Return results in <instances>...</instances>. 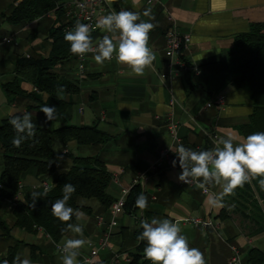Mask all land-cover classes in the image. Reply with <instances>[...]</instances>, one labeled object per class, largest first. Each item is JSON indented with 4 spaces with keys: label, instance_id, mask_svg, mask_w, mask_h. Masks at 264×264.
Here are the masks:
<instances>
[{
    "label": "crops",
    "instance_id": "crops-1",
    "mask_svg": "<svg viewBox=\"0 0 264 264\" xmlns=\"http://www.w3.org/2000/svg\"><path fill=\"white\" fill-rule=\"evenodd\" d=\"M160 1L161 4H148V0H138L135 5L133 0L112 2L116 12H138L142 20L155 25L149 34V47L156 59L144 75H130V69L118 64L115 56L98 65L93 59L94 53H87L82 77L77 74V59L53 67L54 72L78 85L77 93L65 96L69 103L65 122L76 127H93L104 136V141L95 145L54 139L53 161L60 170H67L74 157H97L110 174L107 194L112 202L121 196L123 189L130 193L134 187L139 188L148 202L143 210L137 206L126 208L112 218L110 209H104L96 200H81L82 205L90 208L89 213L82 211L85 213L83 220H75V224L83 225V235L70 231L57 244L64 238H83L90 240L92 247H98L103 232L112 222L108 248L99 251L93 264H151L143 254L146 243L137 239L142 232L140 221L167 218L179 222L181 234L190 247L204 254L206 264H229L232 248L238 250L240 264H264V261L252 260L249 255L251 250H258L264 256V226L254 230L236 218L220 216L222 207H212L208 197L218 194L221 188L208 186L209 191L204 193L192 184L180 182L177 178L181 172L179 161L169 148L183 144L195 151L211 149L215 145L205 135L208 130L216 131L220 137L228 134L245 137L242 128L249 124L253 102L248 90L232 85L227 69L228 53L236 36L246 33L251 24L264 23V0ZM10 3V0H0V36L15 35L14 43L0 48V121L13 114L29 112L38 126L59 128V123L51 124L40 117L31 98H9L2 90L1 85L14 78L19 60L25 56L46 58L49 55L52 45L49 29L57 20L51 12L25 27L10 26L1 18ZM149 8L151 17H146L143 12ZM62 20L65 22L67 18ZM172 23L180 34L188 37L187 48L181 55L199 69V75L178 73L161 78L169 75L164 33ZM106 34L97 28L92 31L94 45ZM21 88L39 101L44 102L48 97L36 92L28 83H22ZM215 95L225 98L220 110L206 108ZM170 114L177 123L179 142L167 132ZM162 149L170 150L177 164L152 171ZM2 170L0 148V175ZM43 182L51 187L53 176L40 182L36 169H29L20 178L17 199L23 200L24 195L40 188ZM98 216L104 221L101 227L97 225ZM193 218L208 221L210 225L195 227L184 221ZM89 250V245L79 250L80 264ZM17 255L29 259L32 264H62L61 253L42 229L25 231L14 227L7 201L0 207V262L10 263L9 256L13 260Z\"/></svg>",
    "mask_w": 264,
    "mask_h": 264
},
{
    "label": "trees",
    "instance_id": "trees-1",
    "mask_svg": "<svg viewBox=\"0 0 264 264\" xmlns=\"http://www.w3.org/2000/svg\"><path fill=\"white\" fill-rule=\"evenodd\" d=\"M7 12L1 18L10 26L25 27L54 12L57 20L49 29L52 45L46 58L29 56L19 60L14 78L1 85L5 95L13 99L31 98L33 108L46 121L40 108L44 105L55 106L56 115L53 121L59 123V128L37 125L34 138L24 141L20 147H14L12 139L16 133L9 120L10 115L0 121V148L3 158V170L0 175V207L7 201L13 202L11 214L14 227L25 231L42 229L56 244L70 231H65L67 224L52 215L51 204L62 198L63 185L71 183L76 191L68 201V206L89 213L90 208L82 205L81 200H96L104 209L113 203L107 194L110 174L104 163L97 157H74L70 168L60 170L53 161V140L65 143L71 140L78 145H95L104 141L102 133L93 127H76L64 120V114L69 106L65 96L78 92V85L54 72L53 67L72 60L76 55L70 52V44L64 40L63 29L71 24L65 18L59 0H10ZM231 83L235 88L246 89L251 94L253 112L249 124L242 128L246 137L254 132H264V23H254L246 33L236 36L233 47L228 53L227 63ZM22 83H28L36 92L48 95L42 102L21 88ZM20 114V113H17ZM31 168L37 171V177L42 182L48 176H53V184L47 195L38 188L32 193H40V198L32 204V193L26 194L23 200L16 199L18 184L23 173ZM141 195L138 187L128 194L124 209L136 207V200ZM222 217H233L239 222L247 223L252 229L264 226V188L259 184V178L253 179L243 187L235 190L233 195L224 197L220 212ZM75 216L67 223L75 224ZM252 260L258 263L264 261V256L258 250L249 252ZM12 263V256L8 258ZM1 264V262H0Z\"/></svg>",
    "mask_w": 264,
    "mask_h": 264
},
{
    "label": "clouds",
    "instance_id": "clouds-1",
    "mask_svg": "<svg viewBox=\"0 0 264 264\" xmlns=\"http://www.w3.org/2000/svg\"><path fill=\"white\" fill-rule=\"evenodd\" d=\"M138 0H133L137 4ZM146 17H151V9L143 12ZM155 25L142 20L140 13L121 10L109 12L101 16L96 22V28L108 34L95 42L91 35L92 29L88 24L76 22L74 28L64 35V40L70 44V52L73 55L83 57L87 53H94L96 64L103 65L111 61L115 56L118 64L126 65L130 69V75H144L145 70L153 66L156 59L155 53L149 47V34ZM46 121H53L56 115L55 106L44 105L40 108ZM9 124L15 130L12 139L14 147L36 135L37 125L33 122L32 114L22 112L13 115ZM215 146L208 150L195 151L179 144L170 150L178 158L181 169L178 180L195 188L209 191L208 186H219L221 191L208 197V203L212 207H223L224 197L233 195L235 190L243 187L253 179L259 178V184L264 188V132H254L246 137L238 138L228 134L214 142ZM177 160L172 161L175 167ZM52 187H55L52 184ZM50 189L46 188L43 195H47ZM63 196L51 204V212L61 222L67 224L65 231H71L79 236L83 235V225L80 223H67L75 216L77 221L85 218V213L68 206L72 194L76 188L71 183L63 185ZM40 193H32L31 207L40 198ZM147 197L141 194L136 204L139 209L147 208ZM115 227V224H113ZM142 232L137 236L139 241H144V257L151 264H206L204 254L195 247H190L187 238L181 234L179 222L170 219L152 218L141 220ZM91 241L83 238H64L57 244L61 253L62 264H80L77 257L80 249L90 245ZM3 264H9L7 260ZM12 264H32L25 258L17 255Z\"/></svg>",
    "mask_w": 264,
    "mask_h": 264
},
{
    "label": "built area",
    "instance_id": "built-area-1",
    "mask_svg": "<svg viewBox=\"0 0 264 264\" xmlns=\"http://www.w3.org/2000/svg\"><path fill=\"white\" fill-rule=\"evenodd\" d=\"M115 0H67L62 2L58 8H61L64 11V15L71 24L65 26L63 29V33L65 34L67 31L72 30L77 21L88 24L92 31L96 29V19L99 16L107 15L109 12L115 11L116 9L112 5V2ZM161 4L160 0H148V4L151 3ZM169 20H171L169 18ZM15 35L11 36H0V48L6 45H10L14 43ZM164 41H165V51L169 56L168 67H169V75H162V79H166L168 76L176 75L178 73H184L189 75H199L200 71L198 68L193 66L189 61H187L182 55L181 51L187 48L188 45V37L182 35L178 32L177 27L174 23H172L164 33ZM85 54L83 57L77 56L76 59L78 61L77 74L82 77L84 75V62L86 58ZM28 57V56H25ZM35 90V89H34ZM36 91V90H35ZM225 105V98L222 95H215L212 97L211 101L206 104V108L216 107L218 110L222 109ZM167 132L168 135L175 141L179 142L177 137V123L175 122L172 114H170L167 118ZM205 135L214 142L220 138L219 134L214 130L206 131ZM215 145V144H214ZM173 158L170 156V150L162 149L159 152V157L155 164L151 167L152 171L155 170H164L168 168H172ZM137 183V180L135 181ZM185 184V183H184ZM40 188L45 190L46 188L50 189V185L43 182L40 185ZM21 186L18 184V193L13 199L16 200L17 196L20 194ZM204 192V191H203ZM128 190L123 189L121 192V196L115 200L110 206V214L112 218H115L118 213H120L125 206L126 197L128 195ZM205 193V192H204ZM9 208L13 207V202L8 201ZM98 227H101L104 224L103 218L101 216L96 217ZM186 222L191 223L193 226H202L206 227L210 225L208 221L201 220L198 218L187 219L184 220ZM112 227V222L109 223L107 229L103 232V236L99 241L98 247H92L89 245V253L83 258V264H93L94 260L97 258L100 250H104L108 248V238L110 235ZM56 250L57 243L55 244ZM232 257L229 261V264H240L239 252L236 248H232ZM11 264V263H9Z\"/></svg>",
    "mask_w": 264,
    "mask_h": 264
}]
</instances>
